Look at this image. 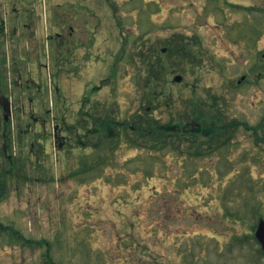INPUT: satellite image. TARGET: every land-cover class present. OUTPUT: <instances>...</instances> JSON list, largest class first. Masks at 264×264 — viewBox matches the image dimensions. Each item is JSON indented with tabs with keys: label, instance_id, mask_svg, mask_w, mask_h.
Instances as JSON below:
<instances>
[{
	"label": "rangeland",
	"instance_id": "rangeland-1",
	"mask_svg": "<svg viewBox=\"0 0 264 264\" xmlns=\"http://www.w3.org/2000/svg\"><path fill=\"white\" fill-rule=\"evenodd\" d=\"M70 2L68 27L53 22ZM33 4L23 21L36 42L0 41V149L19 168L5 178L2 224L50 243L53 264H251L264 218V72H252L264 15H244V0H48L45 14ZM191 110L218 126L194 145L184 135L92 148L90 115L166 125ZM12 235L0 240L8 264H45L44 248Z\"/></svg>",
	"mask_w": 264,
	"mask_h": 264
},
{
	"label": "flooded vegetation",
	"instance_id": "flooded-vegetation-1",
	"mask_svg": "<svg viewBox=\"0 0 264 264\" xmlns=\"http://www.w3.org/2000/svg\"><path fill=\"white\" fill-rule=\"evenodd\" d=\"M248 2L249 0H244V4H242L241 6L243 9H245L244 15H248L249 12L250 13L254 12L256 16L264 15V7L260 5L262 4L261 2L258 1L256 6H253ZM38 4L40 5L41 9H43L42 14L47 13L46 8L48 6V0H38ZM35 12L36 11H35V6L33 4V0H0V41H1V36L7 34V38H8V34L11 33L12 36L14 37L17 36V39L21 38L23 40L29 41L30 43L36 42L34 41L36 33L34 31V26L32 25V20L23 21L24 16H27L26 18H28L29 16L33 18ZM65 13H66V17L64 18L63 21L59 17V15L53 14L52 15L53 22L56 23V21L58 20L60 24L63 23V26L68 27L69 24L68 11H66ZM37 17L38 16L36 14V18ZM56 18L57 20L54 21ZM44 21L45 20H42V24ZM58 35H60V33H58ZM230 36H233L232 31L230 32ZM262 58L264 59V55H262ZM263 59H258L259 69H257L258 68L257 67L253 69L252 72H264V67L262 68L261 66L262 64H264ZM8 108H9L8 100L1 93V89H0V109L2 111L1 120L3 121L2 123L4 125V129H5V123H7L9 118ZM0 150L1 152H4V147L1 148ZM6 172L7 171L5 170L4 167L0 168V174L2 173L1 176H4ZM5 188H6V182L0 181V202L3 201L1 194L5 192ZM8 230L9 227L4 226L0 221V240H5L6 243H9ZM4 233H7L6 235L7 238L5 237ZM17 237L20 236L17 234ZM26 243L28 246L33 247L32 244L33 241L27 240ZM1 244L2 243H0V245ZM3 249L1 250L0 253V264H8L6 246L5 249L4 250ZM30 250H32V248ZM21 264H26V262L22 261ZM251 264H264V250H262L258 244L256 246V252L252 258Z\"/></svg>",
	"mask_w": 264,
	"mask_h": 264
},
{
	"label": "trees",
	"instance_id": "trees-1",
	"mask_svg": "<svg viewBox=\"0 0 264 264\" xmlns=\"http://www.w3.org/2000/svg\"><path fill=\"white\" fill-rule=\"evenodd\" d=\"M141 112H146V110L142 109ZM195 112H196L195 110H191L188 114H186V120L182 121L183 123H179L177 121V123H173L174 125L173 124L161 125L158 124L156 121H153L152 123L149 122L148 124L146 122L144 124V121L142 120L138 122H132L130 123V125H128V123H123V122L117 123L115 119L109 114L105 116H101L102 119H98V118L96 119L94 118L93 115H90L89 118L93 122L94 126L91 128L89 133L91 134V136L93 137L98 136L99 138L97 142L93 144L92 148L95 149V147L98 144V141L103 142V140H105L106 138L113 139V141L114 140L118 141V137L121 134L124 135V139L127 140L130 144L133 142V139H135L136 144L139 143L138 141L139 139L141 142H144L143 146H146L150 149H152V147H154L155 144L158 147H162L166 143L168 144L171 143V145L177 146L179 144L178 137L184 135H186V137L185 136L184 137L187 139L191 138L190 140L191 145H194L196 144L195 141L197 137L207 136L209 133L212 135L213 131H215L218 127V126L216 127V124L212 123L211 118L210 120H208L203 112H201L202 116L199 115L198 119L197 116L195 118ZM203 123L204 124L208 123V125L206 127L205 126L203 127L201 126L203 125ZM232 125L233 123H231V125L225 124L226 127H230ZM226 127H224V125L221 124V128H219V130L223 128L225 129ZM67 129L69 130L71 129V127H68ZM175 138L177 139L176 142H174ZM193 138H195V141H193ZM148 143H155V144L148 145Z\"/></svg>",
	"mask_w": 264,
	"mask_h": 264
},
{
	"label": "water",
	"instance_id": "water-1",
	"mask_svg": "<svg viewBox=\"0 0 264 264\" xmlns=\"http://www.w3.org/2000/svg\"><path fill=\"white\" fill-rule=\"evenodd\" d=\"M176 80H179V78H176ZM255 237L264 246V223L263 221H260L258 228L255 232Z\"/></svg>",
	"mask_w": 264,
	"mask_h": 264
}]
</instances>
